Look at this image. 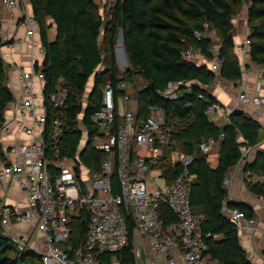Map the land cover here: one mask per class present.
I'll list each match as a JSON object with an SVG mask.
<instances>
[{"label":"trees","instance_id":"obj_1","mask_svg":"<svg viewBox=\"0 0 264 264\" xmlns=\"http://www.w3.org/2000/svg\"><path fill=\"white\" fill-rule=\"evenodd\" d=\"M101 1L30 0L32 12L40 22L38 35L47 51L44 62L47 75L52 83L63 77L69 89L67 117L70 122L82 123L89 133L85 138L81 128L68 132L62 141V153L81 158L87 166L99 170L106 154L92 146V135L99 130L93 123V116L101 108L108 74L114 84L126 80L131 97L134 76L142 75L145 85L132 97L137 102L139 117L150 115L151 107L162 108L165 111L164 127L171 130V143L163 148L164 156L157 169L170 181L181 173L182 165L170 160V154L175 150L173 145L192 156L189 165L194 175L191 204L195 212L204 214L201 231L209 245V258L215 264H254L241 245L235 222L223 211L227 197L224 178L243 158L242 139L253 148L258 147L263 126L245 112H233L222 128L213 122L208 108L210 103L218 101L209 93L208 86L216 75L209 65L187 59L185 53L194 50L208 60L213 59L214 39L208 32L214 31L220 41V77L235 83L241 81L243 66L240 51L235 52L234 17L247 3L249 56L264 69V0H117L108 19H105ZM52 27L56 28L53 39L49 34ZM120 30L130 63L122 75L115 54ZM102 37H106L105 52L101 47ZM2 44L0 33V46ZM180 81L183 84L177 87L176 98L162 94L171 83ZM86 92L89 97L85 103ZM12 99L5 61L0 55V111ZM120 121L121 117L116 115V123ZM210 139L221 141L220 158L215 167L200 148ZM245 171L264 174V143L255 158L245 162ZM113 180L114 192L118 193L116 173ZM245 181L253 193L264 198V182ZM229 205L254 218L255 211L249 205L239 202ZM161 212L167 222L177 221L168 206H163ZM84 216H87L86 212ZM125 216L132 238L135 222L129 213ZM87 228L88 220L79 219L74 224L70 242L74 250L84 244ZM114 256L122 264L136 262L132 245L114 255L103 254L102 259L111 262ZM22 261L40 264L37 254H23L14 240L5 234L0 214V264H20Z\"/></svg>","mask_w":264,"mask_h":264},{"label":"built area","instance_id":"obj_2","mask_svg":"<svg viewBox=\"0 0 264 264\" xmlns=\"http://www.w3.org/2000/svg\"><path fill=\"white\" fill-rule=\"evenodd\" d=\"M2 4L10 10L21 8L20 23L26 28L25 41L32 62L26 67L17 60L6 61V55L0 52L8 81L12 71H17L25 93L19 101L8 84L13 99L0 111L1 224L7 227L30 224L34 231L43 233L45 251L30 250L31 233L10 236L5 230V234L14 240L23 254H37L40 264H122L117 256L108 262L102 259V255H114L129 245L133 246L135 264H215L207 254L209 245L201 231L204 214L195 212L191 204L194 175L189 165L192 156L172 151L171 161L181 164L182 171L171 181L162 174L153 173L159 153L171 143V130L164 127L165 111L151 107L150 115L139 117L129 83L121 80L114 84L108 74L101 108L93 116V123L99 126V130L91 139L92 146L106 154L100 169L87 166L81 158L62 153V141L68 132L81 128L88 138V130L82 123L70 122L67 117L69 89L63 77L52 83L45 61L38 60L47 54L38 35L39 19L24 6L23 0H2ZM248 34L249 31L239 44L244 58L250 53ZM10 47L14 44L11 43ZM185 57L195 59L197 53L188 50ZM221 63L219 55L209 60L210 70L216 75L212 84H221L223 80L220 77ZM254 74L258 78L255 91L248 90L245 82L240 81L238 98L243 103L264 108V69L256 67ZM250 75L251 71H248L246 77ZM182 84V81L171 83L162 94L176 98L177 87ZM88 97L86 92L85 103ZM219 108L217 102L210 103L208 114H214ZM116 115L121 117L119 124ZM242 141V159H247L253 147L246 140ZM214 143L215 140L210 139L200 148L207 152ZM114 173L119 181L118 193L114 192ZM230 173L224 178L227 197L223 211L239 231L257 229L254 218L229 205ZM245 178L251 182H264V174L246 172ZM8 181L16 182L27 193L29 209L22 211L6 203ZM150 182L156 184L152 190L149 189ZM163 206L169 207L177 221H166L161 212ZM126 213L135 222L132 238ZM79 219L88 220L87 235L84 244L74 250L70 242L74 224ZM136 233L149 237L152 251L139 262ZM20 264L27 263L22 261Z\"/></svg>","mask_w":264,"mask_h":264},{"label":"crops","instance_id":"obj_3","mask_svg":"<svg viewBox=\"0 0 264 264\" xmlns=\"http://www.w3.org/2000/svg\"><path fill=\"white\" fill-rule=\"evenodd\" d=\"M24 6L28 7L32 11V6L30 0H23ZM21 8H16L13 10L7 9L3 6L2 0H0V23H1V37L3 44L0 46V52L5 54L6 61L17 60L23 63L26 67L32 62V54L29 49L28 43L25 41L26 28L20 23ZM248 24V4L245 3L242 11L234 17V34L236 42V53L239 50V44L242 42L241 30L244 32L249 30L248 25L245 27L244 22ZM56 32V28L52 27L49 30L50 38L53 39L52 34ZM246 34V33H244ZM56 35V33H55ZM14 44V47H10V44ZM220 45V44H219ZM218 45V46H219ZM219 47L217 51L214 50L215 55L218 54ZM240 51V50H239ZM197 57L195 61L203 65H209V60L204 57V55L196 51ZM241 54V53H239ZM38 60L45 61L44 56L38 57ZM240 62L243 66V78L241 81L245 82V85L248 90L255 91L257 76L254 74L255 68L259 67L257 64L251 61V58L248 55L242 57L240 55ZM251 71V75L246 77V73ZM222 80L221 84H211L208 86V91L213 95L220 105V108L214 114H209L211 120L215 122L220 128L224 127L229 121L233 112L236 108H241L248 116L254 118L260 122L263 126L261 131V143L258 147L253 148L251 154L247 159H242L232 170V185L230 188L231 200L229 204H234L235 202L245 203L252 207L255 211L254 219L258 224L257 229L246 228L239 231L241 245L246 249L249 259L254 264H264V198L253 193L249 186L246 183V171H245V162L247 160H253L255 158L256 152L258 149L263 148L264 143V108L255 106L253 103H243L239 100V84ZM9 86L12 91L16 94L17 99L20 101L24 98L25 93L22 89V86L18 80V72L12 71L9 81ZM180 152L184 153L180 149ZM175 151V150H173ZM221 151V141H215L211 145L210 149L205 152L207 153L210 164L215 167L218 164ZM145 152V151H144ZM164 156V150L159 153L157 158V163L153 166L154 174H162L159 169H157L158 163L162 160ZM172 159V153L170 154V160ZM6 188L8 194L6 195L5 201L8 205L17 207L19 210L25 211L30 208L29 197L27 193L20 189L16 182L8 181L6 183ZM2 195L0 193V199ZM22 226L24 233L35 234L33 227L28 223H21L17 225H10L7 227L6 233L10 236L18 235L22 231L18 230L16 226ZM39 236L44 239L42 232H39ZM218 237V236H217ZM136 240L138 241V252H137V261L148 256L151 251L150 240L147 235H141L136 233ZM34 252H44L45 248L42 249L41 245L38 242L32 243ZM45 247V246H44Z\"/></svg>","mask_w":264,"mask_h":264},{"label":"rangeland","instance_id":"obj_4","mask_svg":"<svg viewBox=\"0 0 264 264\" xmlns=\"http://www.w3.org/2000/svg\"><path fill=\"white\" fill-rule=\"evenodd\" d=\"M104 0L101 1V6H103L104 8V15H105V19H108L110 18V15H111V11H112V8H113V5L116 3L117 0H108L106 1V3L104 4L103 2ZM248 24L247 22L245 21L244 22V26L246 27ZM249 30H246L245 32L243 30L239 31L241 32V35H242V39L245 37L246 34L244 33H247ZM55 31L54 33L52 34V36H55ZM210 35H212L213 39H214V50L217 51V47H219L218 45L220 44L219 42V38L217 37L216 33L214 31H211V32H208ZM122 34V30L119 31L118 35H117V40H116V44H115V54H116V60H117V66L119 68V73L122 75L123 73H125V71L130 67V63H129V58H128V55H127V51L125 53V50L123 47H125L124 45V41H121L120 39V36ZM105 39L106 37H102L101 39V47H102V50L105 52ZM125 60H126V63H125ZM107 64V63H106ZM105 66V64L103 65ZM134 85V89L131 88V91H132V97L135 96V93L137 90H139L142 86L145 85V81H144V78L142 77V75L140 74H136L134 76V81L132 83ZM133 99V98H132ZM133 103H135L133 101ZM135 107V105H134ZM173 148H175V151H179L176 147V145H173ZM159 184L161 185L162 183L159 182ZM156 186L155 183L153 182H150L149 183V189L152 190L154 187ZM4 230H7V226L4 225ZM18 228V230L20 231H24L22 229V226L19 225V226H16ZM35 242H38L42 249H44L45 245H44V239H42V237L39 236V232H35V234L33 235V240L30 244V250L34 251L33 249V246H32V243H35ZM39 253H42V252H39ZM213 264V263H211Z\"/></svg>","mask_w":264,"mask_h":264},{"label":"water","instance_id":"obj_5","mask_svg":"<svg viewBox=\"0 0 264 264\" xmlns=\"http://www.w3.org/2000/svg\"><path fill=\"white\" fill-rule=\"evenodd\" d=\"M120 38H121L122 41L124 40L123 32H122ZM235 112L242 113V112H244V111H243L241 108H236V109H235Z\"/></svg>","mask_w":264,"mask_h":264},{"label":"bare ground","instance_id":"obj_6","mask_svg":"<svg viewBox=\"0 0 264 264\" xmlns=\"http://www.w3.org/2000/svg\"><path fill=\"white\" fill-rule=\"evenodd\" d=\"M122 41V40H121Z\"/></svg>","mask_w":264,"mask_h":264}]
</instances>
